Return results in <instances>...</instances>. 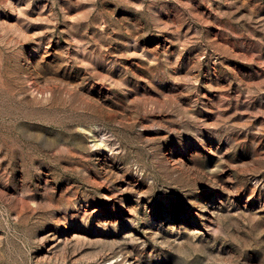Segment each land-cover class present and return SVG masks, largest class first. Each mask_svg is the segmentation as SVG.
I'll return each mask as SVG.
<instances>
[{
    "label": "rangeland",
    "instance_id": "374dc122",
    "mask_svg": "<svg viewBox=\"0 0 264 264\" xmlns=\"http://www.w3.org/2000/svg\"><path fill=\"white\" fill-rule=\"evenodd\" d=\"M0 264H264V0H0Z\"/></svg>",
    "mask_w": 264,
    "mask_h": 264
}]
</instances>
